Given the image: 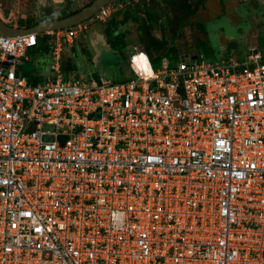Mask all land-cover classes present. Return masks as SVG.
Returning a JSON list of instances; mask_svg holds the SVG:
<instances>
[{
  "label": "built area",
  "instance_id": "2783aa9c",
  "mask_svg": "<svg viewBox=\"0 0 264 264\" xmlns=\"http://www.w3.org/2000/svg\"><path fill=\"white\" fill-rule=\"evenodd\" d=\"M77 27L0 32V264H264V56L137 49L129 80L67 79Z\"/></svg>",
  "mask_w": 264,
  "mask_h": 264
},
{
  "label": "rangeland",
  "instance_id": "374dc122",
  "mask_svg": "<svg viewBox=\"0 0 264 264\" xmlns=\"http://www.w3.org/2000/svg\"><path fill=\"white\" fill-rule=\"evenodd\" d=\"M88 2L90 0H0V15L26 24L74 11ZM129 5L143 6L130 1L123 7ZM39 8L44 10L43 15H39ZM141 10L145 12L142 15L146 23L144 30L131 19L121 28V33L134 45L132 50L108 42L106 27L113 16L123 17L119 14L120 7L106 21L93 17L77 25L78 36L72 45H65L59 61L65 78L76 80L92 76L113 82L129 80L134 77L129 66L131 52L139 49L153 56L159 54L165 50L162 40L167 30L178 32L172 40L174 48L168 49L172 61H179L182 54H188L208 61L229 57L230 61L243 62L253 50L264 56V0H157L154 6ZM27 58V64L21 69L28 75L39 74L43 79L51 74L55 58L50 53L30 48Z\"/></svg>",
  "mask_w": 264,
  "mask_h": 264
},
{
  "label": "trees",
  "instance_id": "16d2710c",
  "mask_svg": "<svg viewBox=\"0 0 264 264\" xmlns=\"http://www.w3.org/2000/svg\"><path fill=\"white\" fill-rule=\"evenodd\" d=\"M93 2V0H90V2H88L87 4H85V6L79 8V9H76L74 11H71V12H65V13H62V14H59V15H56L54 17H44L42 19H39L38 20H35V21H32V22H29V23H26V24H23L20 20L15 21V22H12L8 19H6L5 17H3L2 15H0L2 17V19L7 22L9 25L11 26H18V27H29V26H33L35 24H38V23H44V22H47V21H50V20H54V19H60V18H63V17H66L70 14H73L79 10H81L82 8L88 6L89 4H91ZM119 14H123V17L120 19V18H117L116 16H113L110 20H109V25L106 27V33H107V36H108V42L110 44H112V46H117V43H119L120 47L123 48V49H128L130 43L124 33L122 32L121 33V28L126 25V23L129 21V19L137 22L139 24V29L140 30H144L145 27H146V23H145V20L142 18L141 16V13H140V9L139 7H132L131 5L127 6L126 8H121L120 9V12ZM120 31H119V30ZM158 44V43H157ZM134 45H132L133 47ZM39 51L42 52V53H50V46L47 44V37L45 38H41L40 39V43H39ZM133 48H131L132 50ZM171 50V49H170ZM148 52V51H147ZM149 53V52H148ZM150 54V53H149ZM152 59H153V65L155 68H157L159 65H160V62L161 60L164 58V57H169L168 56V50L167 51H164V50H161V52L155 56H153L152 54H150ZM171 58V57H169ZM64 69V68H63ZM66 74V73H65ZM39 74H32L30 75L29 74V80L30 81H37L39 79ZM98 78V77H97Z\"/></svg>",
  "mask_w": 264,
  "mask_h": 264
},
{
  "label": "water",
  "instance_id": "95a60500",
  "mask_svg": "<svg viewBox=\"0 0 264 264\" xmlns=\"http://www.w3.org/2000/svg\"><path fill=\"white\" fill-rule=\"evenodd\" d=\"M110 1L111 0H93L88 6L66 17L38 23L29 27L11 26L0 16V32L8 36H17L28 32H44L77 26L92 19L95 14L110 3Z\"/></svg>",
  "mask_w": 264,
  "mask_h": 264
},
{
  "label": "flooded vegetation",
  "instance_id": "af4514ba",
  "mask_svg": "<svg viewBox=\"0 0 264 264\" xmlns=\"http://www.w3.org/2000/svg\"><path fill=\"white\" fill-rule=\"evenodd\" d=\"M156 1L157 0H137V1H132V2H135V3H137V4H143V6L142 5H140L141 7L139 8L140 9V13H141V16L143 15H145V12L143 11V10H141L142 9V7L144 8L145 6H154V4H156ZM200 2H205V1H207V0H199ZM149 3V4H148ZM128 4H130V1L128 2ZM145 5V6H144ZM218 12V11H217ZM216 12V13H217ZM44 14V10L43 9H41V8H39V15H43ZM125 27V26H124ZM178 36V32L177 33H173V32H168V30L167 31H165V33H164V35H163V37H164V40H162V44L164 45V48H165V50L164 51H167L168 49L170 50V49H173L174 48V46H173V42H172V40L174 39V37H177ZM132 45L133 44H131V46H129V47H131L132 48ZM134 47V46H133ZM188 57H192V56H190V55H188V54H182V56L180 57V59L181 58H188Z\"/></svg>",
  "mask_w": 264,
  "mask_h": 264
}]
</instances>
